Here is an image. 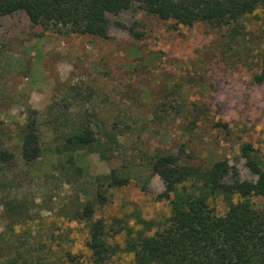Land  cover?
I'll use <instances>...</instances> for the list:
<instances>
[{
    "label": "rangeland",
    "instance_id": "obj_1",
    "mask_svg": "<svg viewBox=\"0 0 264 264\" xmlns=\"http://www.w3.org/2000/svg\"><path fill=\"white\" fill-rule=\"evenodd\" d=\"M103 14L107 38L47 31L21 11L0 17V148L14 155L0 162V264H63L67 251L88 261L89 221L77 213L93 200L94 178L123 165L144 181L152 152L203 168L226 159L251 180L240 154L248 143L264 168V81L252 78L264 67V6L243 20L235 39L203 22L161 20L137 4ZM31 112L42 154L26 164L20 137ZM82 115L126 134L109 161L80 152L81 169L63 168L49 148ZM137 182L106 192L91 217L114 225L108 241L120 248L139 217L163 221L170 212L158 197L159 175L144 190ZM215 204L225 210L220 199ZM133 260L121 249L109 264Z\"/></svg>",
    "mask_w": 264,
    "mask_h": 264
},
{
    "label": "trees",
    "instance_id": "obj_2",
    "mask_svg": "<svg viewBox=\"0 0 264 264\" xmlns=\"http://www.w3.org/2000/svg\"><path fill=\"white\" fill-rule=\"evenodd\" d=\"M133 4L148 15L175 24L203 22L226 29L229 38L235 39L243 33V20L263 7L264 0H0V17L21 11L32 24L47 31L107 38L109 20L103 12L117 14ZM252 78L255 83L263 82L264 67ZM96 126L89 116L82 115L62 133L60 141L49 148L56 164L81 169L80 152L96 153L109 161L112 147L119 144L118 136L126 132ZM253 152L250 144H241L240 154L255 177L251 180L240 179L226 159L203 168L160 150L149 154L150 175L144 181L123 165L96 176L93 200L77 213L89 221V260L67 251L63 264H109L121 249L133 253L134 264H264V168ZM19 153L26 164H33L42 154L41 135L32 112L22 129ZM13 159L11 151L0 148V162L11 163ZM155 174L163 181L158 197L168 201L169 215L163 221L139 217V228L134 233L127 231L124 247L110 243L108 237L116 233L114 225H106L102 218L91 220L94 207L106 198V192L127 185L133 177L141 181L137 184L144 190ZM216 199L224 203L223 212L217 209Z\"/></svg>",
    "mask_w": 264,
    "mask_h": 264
}]
</instances>
